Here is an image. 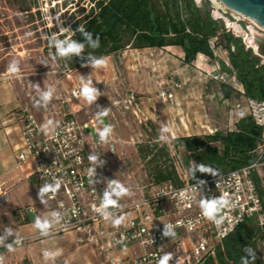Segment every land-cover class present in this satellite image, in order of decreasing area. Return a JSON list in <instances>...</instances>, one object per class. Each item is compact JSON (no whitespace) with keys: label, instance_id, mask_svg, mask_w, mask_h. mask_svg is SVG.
Here are the masks:
<instances>
[{"label":"rangeland","instance_id":"obj_1","mask_svg":"<svg viewBox=\"0 0 264 264\" xmlns=\"http://www.w3.org/2000/svg\"><path fill=\"white\" fill-rule=\"evenodd\" d=\"M92 4L93 0H0V81L9 84L23 103L14 112L23 108L29 110L45 129H52L55 121L70 110V103H62V98L73 84L72 79L64 75V68L49 41L60 35L67 39L74 32V22L87 14ZM223 6L227 17L238 15ZM240 22L243 26L251 25L264 33L263 28L247 17ZM61 29L64 31L61 32ZM59 44H56L57 49ZM182 52L178 46H127L102 58L106 66L97 67L96 60L93 61L90 63L93 64L91 72L82 75L85 78H102L107 82L98 85L96 108L107 113L108 124L113 129L114 149L110 151L109 147L106 148L104 165L115 182L128 189L126 195H120V203L142 198L156 188L151 174L156 166L164 167L172 163L183 181L189 179V168L195 162L190 159L187 163V151L172 145L175 137L235 129L238 119L246 115L244 99L238 89L230 98H224L221 81L211 77L214 71L202 70L191 64L187 66L181 57ZM216 52L226 56L219 50ZM10 65L17 70L10 71ZM176 83L180 87L176 88L173 101L162 102L156 98L158 89ZM232 86L238 87L239 83ZM128 89L143 97L145 112L156 110L153 119L149 117L146 123L140 122L131 113L118 111L111 106V96L117 92L124 94ZM46 93L51 94L48 100L44 99ZM79 102L83 107L79 118L85 119L90 114V105L87 100ZM237 103H241L240 106L233 107ZM140 146L153 148L154 153L168 152L169 155L159 160H154L152 155L143 158ZM36 197L42 199L43 193L39 190ZM3 204L4 201L0 200V239L16 234L15 225L9 222ZM144 209L142 207L141 212ZM16 210L13 211L14 215ZM49 211H53L50 203H43L39 218L46 220ZM256 220L264 222V213ZM106 242V238L99 239L101 245H107ZM47 251L51 252L50 249ZM121 252L122 258L130 263L142 255L143 250L136 242L122 248ZM259 252L264 260V240L260 242ZM27 262L25 260L24 264ZM36 264H107V259L100 251L76 244L65 237L59 253L51 254Z\"/></svg>","mask_w":264,"mask_h":264},{"label":"built area","instance_id":"obj_2","mask_svg":"<svg viewBox=\"0 0 264 264\" xmlns=\"http://www.w3.org/2000/svg\"><path fill=\"white\" fill-rule=\"evenodd\" d=\"M244 18L240 16V20ZM215 40H211L212 47ZM63 73L68 78L73 76L71 70ZM211 77L230 85L237 83L235 74L226 70L214 71ZM105 83L102 78L78 79L62 98V103L86 99L90 114L85 119H80L76 110L70 109L55 121L50 133L45 134L32 113L22 118L24 148L16 154L17 160L33 158L34 175L41 185L59 184L60 187L55 194L45 192L53 210L47 219V230L1 243L2 263L9 246L19 247L43 234L75 231L79 243H99L102 237L113 247L139 243L143 253L131 264H158L167 254H171L168 264H201L206 256L214 255L215 244L232 233L239 223L264 213L259 189V184L264 189V133L259 159L251 165L198 181H186L180 186L168 181L142 198L120 203V185L104 165L106 148L113 151L114 139L111 133L101 138L100 132L109 122L104 112L96 108L98 85ZM178 87L179 83L161 87L156 98L162 102L173 101ZM84 88L94 89L93 99L84 96ZM241 95L244 96L242 92ZM243 99L246 115L264 130V100L245 96ZM110 104L118 111L131 113L140 122L146 123L149 119L141 98L132 89L112 95ZM7 197L8 190L0 181V200ZM106 198L115 204L105 207ZM201 204H214L216 211L211 217H205ZM142 207L145 209L141 212ZM25 210L35 213L32 205ZM116 219H121L119 225L114 224ZM260 224L264 222L261 220ZM100 247L104 249V245ZM109 264L126 262L109 258Z\"/></svg>","mask_w":264,"mask_h":264},{"label":"trees","instance_id":"obj_3","mask_svg":"<svg viewBox=\"0 0 264 264\" xmlns=\"http://www.w3.org/2000/svg\"><path fill=\"white\" fill-rule=\"evenodd\" d=\"M80 27L91 34V40L78 31ZM97 37L98 45L94 43ZM215 38L212 47L211 40ZM58 42L65 48L71 43L83 45V48L79 54L61 55L56 48ZM49 43L63 70L71 71L127 46H178L183 51L184 63L191 64L198 54H204L217 61L223 70L235 74L246 98L264 100V61L246 46L242 37L228 31L221 19L213 17L210 0H203L200 4L196 0H93L88 13L74 22V32L67 39L60 35ZM216 46L227 51L228 65L216 55ZM220 89L223 97L228 99L237 87L221 82ZM28 112L17 110L22 118ZM263 133V128L250 115H242L235 129L177 136L171 143L175 148L182 147L187 151V163L190 159L195 162L189 168L187 181H198L256 162L260 156ZM139 151L143 158L152 155L154 160L169 155L168 152L154 153L153 148L143 146ZM151 174L157 185L168 181L175 186L185 183L172 163L164 167L156 166ZM30 181L41 185L34 174L30 176ZM259 189L264 201V189L260 184ZM262 240L264 224L256 218L246 219L216 243L214 255L206 256L201 264H264L259 252Z\"/></svg>","mask_w":264,"mask_h":264},{"label":"crops","instance_id":"obj_4","mask_svg":"<svg viewBox=\"0 0 264 264\" xmlns=\"http://www.w3.org/2000/svg\"><path fill=\"white\" fill-rule=\"evenodd\" d=\"M218 50L226 56L224 57L222 54H218L216 52ZM216 51V55L227 64V51L220 47H218ZM181 57L183 59V56ZM91 65L87 64L73 71V76L71 78L72 81L74 82L78 79L98 80V78L95 77L85 78L82 76L87 72H91ZM186 65L188 66L190 64ZM191 65L197 66L206 71L223 70L217 61L210 60L204 54H198ZM237 89L240 96L243 98L244 96L241 95L242 87L240 84ZM79 101L70 103V109L76 110L77 115L83 110L81 102L86 105L84 101ZM141 101L144 103L143 97L141 98ZM22 104L21 100L16 97L15 92L11 89V86L9 84L7 85L5 81H0V181L3 182L4 187L8 190V197L1 200L4 201L3 209L8 220L15 225L14 229L16 231L14 237L0 239V244L10 242L18 237L41 234L48 228L41 230L37 227V222L41 224L47 223L49 217L45 220L40 219L38 215L42 209V204L48 201L46 200L45 192H42V199L36 197L37 192L39 190L41 191L44 187L30 181V176L35 173L36 163L33 158H27L24 161H18L16 158V154L24 148V145L21 137L22 114L14 112V109L22 107ZM155 112V109H150V111L145 113L150 119H153ZM41 128L42 132L45 134H49L52 130L45 129L42 126ZM30 205L34 207L35 213L25 210V207ZM14 210L17 211L15 212V215L13 213ZM35 214L38 216L37 219L35 218ZM51 214L52 212H50V215ZM77 235L78 234L75 231L40 235L39 237L25 242L19 247H12L14 251L7 250L5 260L2 264H24L25 260H28V262L30 261L31 263L29 264L39 263L49 258L51 254L59 253L62 248V241L65 237L76 244L90 246L92 250L96 249L97 251H100L107 259V264H109V258L124 259L122 258V248L130 246L125 245L121 247H113L106 242L107 245H104V249H101L100 243H79L77 241ZM102 238L105 239V237ZM25 244L27 245L24 247ZM48 249H50L51 252H48ZM28 262L26 264H28ZM125 262L126 264H131V262Z\"/></svg>","mask_w":264,"mask_h":264},{"label":"water","instance_id":"obj_5","mask_svg":"<svg viewBox=\"0 0 264 264\" xmlns=\"http://www.w3.org/2000/svg\"><path fill=\"white\" fill-rule=\"evenodd\" d=\"M213 7V17L221 18L227 29L242 36L247 47L252 48L254 53L264 61V33L255 29L251 25L244 27L239 23L240 16L243 15L253 20L264 29V0H210ZM234 10L238 15H232V20L224 15V6Z\"/></svg>","mask_w":264,"mask_h":264},{"label":"clouds","instance_id":"obj_6","mask_svg":"<svg viewBox=\"0 0 264 264\" xmlns=\"http://www.w3.org/2000/svg\"><path fill=\"white\" fill-rule=\"evenodd\" d=\"M200 2H201V0H196L197 4H200ZM57 19H59V17H57ZM63 31H64V29H61V32H63ZM78 31L82 32L89 40H91V34L88 33V32H85L83 27H80L78 29ZM94 43L98 45L99 37H97V39H96V41ZM82 48H83V45H78L76 43H71L66 48L63 47L62 45L59 46V52H60L61 55H67L69 53H77V54H79L81 52ZM95 65L97 67H103V66H106V63H105V61L103 59H100V60H96L95 61ZM9 70L12 71V72H15L17 69L10 65ZM93 93H94V89H91V88H84L83 89L84 96L87 99H89V100L94 98ZM50 98H51V94L50 93H46L45 96H44V99L48 100ZM104 115H107V113H104ZM112 130L113 129H112L111 125L106 126L103 129V131L100 132L101 138L104 139L107 136H109V134L112 132ZM92 159H95V158L93 157ZM59 187H60L59 184H56L55 186L46 185L43 189H41V192H52L53 194H55ZM119 187H120V192L118 193V195H121V194L126 195L128 193V189L127 188H125L123 186H119ZM110 204H115V201H112V200L106 198L105 207L107 205H110ZM201 208H202L203 215L205 217H211L212 214L216 211L214 204H201ZM120 223H121V219H116L114 221L115 225H119ZM37 227L40 228L41 230H44V229H46L48 227V224L47 223L41 224V223L37 222ZM9 251H14V249H12V247L9 246ZM170 259H171V254H167V255H165V256H163L162 258L159 259L158 264H168V261ZM2 261H3V258L0 257V264H2Z\"/></svg>","mask_w":264,"mask_h":264},{"label":"flooded vegetation","instance_id":"obj_7","mask_svg":"<svg viewBox=\"0 0 264 264\" xmlns=\"http://www.w3.org/2000/svg\"><path fill=\"white\" fill-rule=\"evenodd\" d=\"M224 14H226V13H224ZM230 18V17H229ZM219 19H221V18H219ZM231 20H232V17L230 18ZM222 20V19H221ZM223 21V20H222ZM223 23H224V21H223ZM239 23H241L240 21H239ZM224 25H225V23H224ZM244 27H246V26H244ZM228 31H231L232 33H234L236 36H240V35H238V34H236L234 31H233V29H227ZM240 37H242V36H240ZM242 39H243V37H242ZM243 41H244V39H243Z\"/></svg>","mask_w":264,"mask_h":264}]
</instances>
